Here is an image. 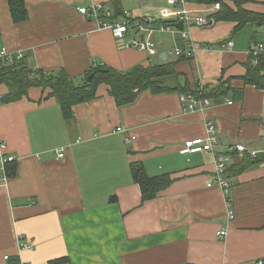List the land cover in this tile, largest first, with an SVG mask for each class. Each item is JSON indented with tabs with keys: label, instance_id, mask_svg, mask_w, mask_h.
I'll return each mask as SVG.
<instances>
[{
	"label": "crops",
	"instance_id": "1",
	"mask_svg": "<svg viewBox=\"0 0 264 264\" xmlns=\"http://www.w3.org/2000/svg\"><path fill=\"white\" fill-rule=\"evenodd\" d=\"M24 1L29 19L16 24L7 0H0V47L23 52L34 69L64 70L79 84L95 66L128 72L179 62L167 51L187 44L175 30L155 36L161 44L153 61L128 48L130 38L116 40L78 11L115 0ZM121 1L136 18H159L167 8L165 0ZM242 1L244 9L264 15V0ZM213 6L187 3L199 16H209ZM235 27L213 21L192 28L198 50L176 66L179 82L192 88L229 81L230 94L211 100L203 112H187L179 92L146 91L121 108L105 85L96 99L74 108L70 123L49 91L32 89L19 102L0 103V139L17 159L8 188H0V264H8L5 256L24 264L62 258L68 264H254L264 257V161L236 173L231 167L246 155L233 154L228 195L209 186L217 153L236 144L264 152V90L244 82L249 52L264 42V23ZM230 41L234 47L227 50ZM6 93L0 85V99ZM207 121L218 130L215 153L182 154L187 141L206 136ZM119 127L127 133H117ZM134 162L143 163L150 177L171 174L173 184L142 203L130 170ZM222 230L228 234L220 239Z\"/></svg>",
	"mask_w": 264,
	"mask_h": 264
},
{
	"label": "trees",
	"instance_id": "2",
	"mask_svg": "<svg viewBox=\"0 0 264 264\" xmlns=\"http://www.w3.org/2000/svg\"><path fill=\"white\" fill-rule=\"evenodd\" d=\"M7 2L14 23H24L29 19L28 6L24 0H7ZM186 2L206 6L220 4V10L210 15L209 18L216 23H236L234 32L248 24L264 23V15L244 9L243 5L245 2L242 0H186ZM229 3H232L235 8ZM103 6L113 13V20H118L119 18L123 20L125 18L126 10L122 7L121 0H115L108 5L103 4ZM157 23L175 25L173 21H158ZM191 59L187 56H182L178 60L181 62ZM253 59L257 60V64H252ZM179 62H164L149 66L139 65L128 72L118 71L107 66H95L83 75L82 83L77 84L75 79L64 70H61L58 74H53L42 69L32 68L28 59L24 56L21 60L0 66V85L7 89V93L0 99V103L6 105L19 102L28 97L32 89L49 91L47 97L56 99L61 107L65 121L70 123L74 120V108L77 105L89 103L96 99L100 85H105L108 88L109 94L115 100L117 106L121 108L133 105L138 100L139 95L146 91L155 95L169 92L201 94L216 103L221 102L232 91L229 81L223 80L212 87L197 85L192 88L188 82L181 84L178 80L180 74L176 68ZM91 76L92 79L90 80ZM244 82L264 90L263 57L254 58L252 55L250 56ZM241 98L242 93H239L238 99ZM263 161L264 153L257 158L246 155L238 164L231 168L236 173H239ZM15 164L10 166L13 173L16 169ZM130 170L134 183L140 188L142 203L157 199L174 182L171 174L150 177L145 166L140 162L132 163ZM7 262L8 264H14L17 260L12 259V261ZM68 263V258H62L51 261L49 264Z\"/></svg>",
	"mask_w": 264,
	"mask_h": 264
},
{
	"label": "built area",
	"instance_id": "3",
	"mask_svg": "<svg viewBox=\"0 0 264 264\" xmlns=\"http://www.w3.org/2000/svg\"><path fill=\"white\" fill-rule=\"evenodd\" d=\"M167 8L161 11L159 18L157 17H143L141 19L135 18L128 11H125V18L121 20H113V13L108 10L102 4H93L91 6L80 7L78 11L87 19L95 21L100 28L111 31L113 37L122 41L130 38L127 45L128 48L134 49L139 52H144L150 57H156L158 55V47L161 41H157L154 36L162 35L165 33H172L173 30L179 33L183 40L187 41L186 47H177L174 50L167 51V57L169 60L173 58H180L187 56L193 58L198 50L196 43L190 38V30L194 27L202 28L208 24L209 16L194 15L187 8L186 0H165ZM221 8L220 4H215L211 8V12H217ZM173 20L176 24L182 22L184 29L182 31L175 28V25H165L158 21L166 22ZM234 47L232 41L228 42L226 48L231 50ZM254 58H264V43L255 44L250 52ZM24 53L21 51H11L6 47H0V66L4 64H11L16 60L24 58ZM252 64H257V60L253 59ZM180 101L187 112H203L211 105L209 98L203 97L201 94H182L180 95ZM231 104V102H229ZM117 133L125 134L127 129L122 127L117 128ZM134 139V138H133ZM219 144L218 130L213 122H206V136L204 138H196L189 140L185 143L182 154H196V153H215V147ZM264 152L248 150L243 144L232 145L228 148L225 154H216V174L214 182L209 186L220 187L225 195H228L230 184L228 183L227 168L228 161L233 154L249 155L252 158H257ZM59 158H64V154L60 153ZM17 159L8 153V145L0 139V188L7 189L11 180L10 166L14 164ZM234 212L228 211V219H234ZM228 232L222 230L217 233L218 238L223 239L227 236ZM24 242V241H22ZM32 249V245H23L21 250ZM5 261H12L10 256H5ZM14 264H24L21 261H17ZM254 264H264V257L259 258Z\"/></svg>",
	"mask_w": 264,
	"mask_h": 264
},
{
	"label": "rangeland",
	"instance_id": "4",
	"mask_svg": "<svg viewBox=\"0 0 264 264\" xmlns=\"http://www.w3.org/2000/svg\"><path fill=\"white\" fill-rule=\"evenodd\" d=\"M207 13H208V14H215L216 12H211V8H210V9L208 8V9H207ZM206 17H207V16H206ZM135 18H136V17H135ZM137 18H143V17H137ZM207 18H208V24H209V22H213L209 17H207ZM257 24H259V23H257ZM257 24H256V25H257ZM155 36H158V37H159V35H155ZM155 36H154V37H155ZM158 37H157V38L155 37V38L158 39ZM161 37H162V35H161ZM176 48H177V46L172 47V49H176ZM152 59H153V61H157V59H155V57L152 58ZM173 59H175V58H173ZM154 63L156 64V63H158V62H154ZM76 83L79 84V82H76Z\"/></svg>",
	"mask_w": 264,
	"mask_h": 264
},
{
	"label": "water",
	"instance_id": "5",
	"mask_svg": "<svg viewBox=\"0 0 264 264\" xmlns=\"http://www.w3.org/2000/svg\"><path fill=\"white\" fill-rule=\"evenodd\" d=\"M212 25H213V22H209V24H207L206 27H207V26H212ZM257 26H258V27L262 26V23L257 24ZM175 27H176L178 30L182 31V30L184 29V24H183L182 22H180V23L176 24ZM91 79H92V76L90 77V80H91Z\"/></svg>",
	"mask_w": 264,
	"mask_h": 264
}]
</instances>
